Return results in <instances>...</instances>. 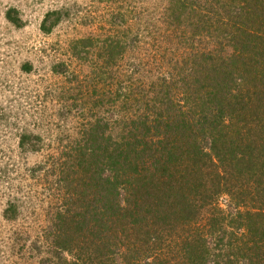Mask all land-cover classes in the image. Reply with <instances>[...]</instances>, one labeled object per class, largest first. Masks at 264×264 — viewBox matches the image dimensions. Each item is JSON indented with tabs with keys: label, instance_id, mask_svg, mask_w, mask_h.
<instances>
[{
	"label": "trees",
	"instance_id": "1",
	"mask_svg": "<svg viewBox=\"0 0 264 264\" xmlns=\"http://www.w3.org/2000/svg\"><path fill=\"white\" fill-rule=\"evenodd\" d=\"M99 1L123 6L110 32L71 49L89 68L83 121L49 165L64 195L41 264H264V0H167L166 28L152 26L171 35L152 55L150 25L129 22L138 0ZM197 37L213 43L194 49Z\"/></svg>",
	"mask_w": 264,
	"mask_h": 264
},
{
	"label": "rangeland",
	"instance_id": "2",
	"mask_svg": "<svg viewBox=\"0 0 264 264\" xmlns=\"http://www.w3.org/2000/svg\"><path fill=\"white\" fill-rule=\"evenodd\" d=\"M167 2H131L138 11L129 21L131 27L135 31L146 23L151 27L141 30L148 37L143 46L147 54L154 53V36L160 40V35L165 39L171 35L156 33L159 26L166 28L161 17ZM120 6L99 0H0V264H41L42 259L52 258L55 250L47 231L52 233L53 213L63 201L64 182L60 181L61 171L57 169L55 175L50 166L82 127L78 111L83 103L77 84L89 73L87 63L71 49L78 39L110 32L112 13ZM52 11H62V18L45 33L43 21ZM154 20L157 30L152 26ZM173 36L174 41L179 40ZM203 37H197L194 49L213 43ZM172 48L169 44L165 52ZM135 62L133 53L126 56L125 64ZM155 67L147 74L150 80ZM91 103L92 98L89 108ZM96 111L99 115L104 112L102 108ZM133 112H117V116L127 113L131 117ZM220 202L227 208L228 197ZM11 205L17 213L9 220L4 211ZM72 255L65 254L68 259Z\"/></svg>",
	"mask_w": 264,
	"mask_h": 264
}]
</instances>
